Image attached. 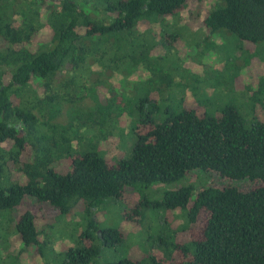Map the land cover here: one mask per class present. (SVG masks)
<instances>
[{"label": "trees", "instance_id": "trees-1", "mask_svg": "<svg viewBox=\"0 0 264 264\" xmlns=\"http://www.w3.org/2000/svg\"><path fill=\"white\" fill-rule=\"evenodd\" d=\"M187 7L209 35L225 31L240 42L264 43V0H0V235L15 233L43 258L54 242L46 225L57 217L78 209L87 220L134 186L196 178L202 189L186 183L156 197L161 187H154L156 198L144 202L184 211L187 240L156 234L150 224L155 243H148L152 235L143 242L149 252L157 245L161 256L106 264H264V115H243L233 104L202 113L175 101L184 87L164 78L160 99L141 98L125 112L124 83L149 64L135 58L148 46L137 30L176 19ZM130 63L135 68L126 77ZM243 69L228 68L229 76ZM116 75L127 79L114 81ZM255 79L258 90H247L264 113V75ZM81 86L95 109L57 123L61 105L74 104ZM128 119L135 144L112 162L110 154L122 153L112 137L124 133ZM166 227L162 220L158 228ZM98 230L92 221L83 227L61 264H99L102 251L124 238L116 229ZM5 258L14 264L13 255Z\"/></svg>", "mask_w": 264, "mask_h": 264}, {"label": "rangeland", "instance_id": "rangeland-1", "mask_svg": "<svg viewBox=\"0 0 264 264\" xmlns=\"http://www.w3.org/2000/svg\"><path fill=\"white\" fill-rule=\"evenodd\" d=\"M192 9V7H187L176 19L175 17L159 18L149 24L142 25L137 30L139 33L144 32L147 36L148 46L143 42L145 51L143 53V47H141L135 58H140L142 55L147 58L149 64L147 66L139 64L131 75L128 72L135 68L132 67L134 64L130 63L127 68L122 69V73L126 74L124 76L129 75L128 81L124 83L123 87L127 94V98H125L126 114H130L136 102L141 98L160 99V91H157L156 88L159 90L161 79L164 78L168 82L169 79H174L175 83L183 85V91L175 96V101H184V106L198 107L202 113L217 114L223 107L233 104L243 115L251 112L256 113V116L263 117L264 113L260 112L259 103L254 102V94H249L247 89L249 87L257 91L255 78L264 75V43L252 45L240 42L235 35L225 31L209 35L207 30L201 27L200 21L192 20L189 17ZM200 30H202V34H195ZM172 35L176 37H172ZM235 67L245 69L237 73L238 77L229 76L228 68L235 70ZM119 76H114L113 80L127 79ZM178 77L184 81H178ZM226 86L231 90L229 91ZM173 93L175 95V92ZM74 95L76 98L74 104L61 105L60 113L55 119L57 123L65 124L71 121L75 110L84 113L95 109V104L82 86L74 89ZM133 124V121L128 119V127L126 125L120 127L124 133L120 137L118 135L112 137L115 139L119 151L123 153L121 155L110 154L111 157L115 156L110 159L112 162L119 159L117 157H126L135 144V136L130 132ZM214 179L218 183L221 182L216 176ZM186 183H195L197 189L204 187L203 182L196 178L180 181L170 186L143 187L137 185L127 189L121 199L104 201L96 208L93 217L89 216L87 220L83 218L78 209L57 217L46 225L45 235H49L51 231V234L54 235V239L52 238L54 242L52 244L51 241L48 247L49 252L43 258L35 253V248H24L15 233L2 232L0 235V259L3 258L6 260L5 264H8L10 259L5 256L8 257L10 254L13 255L14 264H61L63 253L67 247L70 248L76 244L82 228H85L91 221L98 226V231L116 229L124 236L122 242L102 251L99 264L112 263L119 259L139 260L150 252L158 258L162 252L157 248V245L149 252L148 246L143 240L152 235L153 240L148 243L149 245L155 243L157 232L176 242L187 240V235L184 236L186 214L180 209L169 212L152 208L144 202L152 201L159 196L162 197L165 191L177 189ZM239 184L241 189H246L248 186L247 183ZM154 187H161L156 197L152 192ZM14 212L16 215L13 217L16 219L18 214L16 210ZM141 215H144V219L138 223L137 220H141ZM162 220L168 226L166 230L158 228L162 225ZM150 224L156 234L151 229L148 233L146 232L147 228H151ZM4 233H8L9 236Z\"/></svg>", "mask_w": 264, "mask_h": 264}]
</instances>
